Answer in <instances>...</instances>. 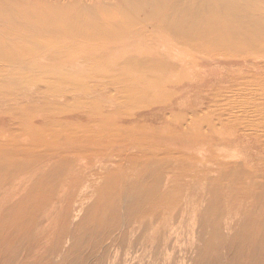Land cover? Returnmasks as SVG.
Wrapping results in <instances>:
<instances>
[{"label": "bare ground", "instance_id": "1", "mask_svg": "<svg viewBox=\"0 0 264 264\" xmlns=\"http://www.w3.org/2000/svg\"><path fill=\"white\" fill-rule=\"evenodd\" d=\"M178 262L264 264V0H0V264Z\"/></svg>", "mask_w": 264, "mask_h": 264}, {"label": "rangeland", "instance_id": "2", "mask_svg": "<svg viewBox=\"0 0 264 264\" xmlns=\"http://www.w3.org/2000/svg\"><path fill=\"white\" fill-rule=\"evenodd\" d=\"M186 229V228H185ZM183 235H184V238L183 239H181V243L183 244V241L185 240V239H187V237H188V235L186 234V232H183V231H181V237H183ZM190 236H191V234H190ZM192 236H194V234H192ZM191 236V237H192ZM182 244H180V245H177L176 246V248H177V250L179 251V248L181 249L182 248ZM184 249H187V246H186V248H185V246L183 247V250ZM182 258H179L178 260H181ZM177 264H180V262H178Z\"/></svg>", "mask_w": 264, "mask_h": 264}]
</instances>
